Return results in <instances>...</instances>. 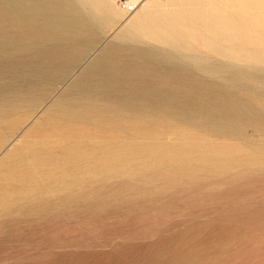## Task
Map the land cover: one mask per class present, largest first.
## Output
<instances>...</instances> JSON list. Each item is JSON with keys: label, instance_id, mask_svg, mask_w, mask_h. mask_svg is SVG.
Returning a JSON list of instances; mask_svg holds the SVG:
<instances>
[{"label": "rangeland", "instance_id": "374dc122", "mask_svg": "<svg viewBox=\"0 0 264 264\" xmlns=\"http://www.w3.org/2000/svg\"><path fill=\"white\" fill-rule=\"evenodd\" d=\"M112 1L122 16L96 40H64L42 61H31L30 47L2 54L0 29V146L35 116L34 136L48 143L35 148L49 161L40 184L67 183L38 191L36 212L2 211L0 264H264V77L232 70L220 79L139 60L112 37L134 5ZM93 58L105 60L79 74ZM54 64L52 76H21ZM130 86L166 103L127 105L120 96L134 94ZM85 89L110 95L70 119L65 110L87 99Z\"/></svg>", "mask_w": 264, "mask_h": 264}, {"label": "bare ground", "instance_id": "6f19581e", "mask_svg": "<svg viewBox=\"0 0 264 264\" xmlns=\"http://www.w3.org/2000/svg\"><path fill=\"white\" fill-rule=\"evenodd\" d=\"M114 2L0 0L2 54H7L10 48L30 47L33 48L31 61H42L45 56L54 53L56 49L52 47L59 48L64 40L74 42L89 35L96 40L98 33L122 16ZM125 5H134L135 11L130 18L124 20V24L112 37L116 42L125 44L133 57L156 63L161 67L169 66L173 71H177L181 64L201 75L220 79H225L226 71L232 70L237 71V77H264V50L256 48L264 34V0H128ZM103 60L105 58L91 59L79 74H85ZM77 61L71 60L69 66ZM26 62L28 61L10 65L9 71L12 66L19 68ZM49 69L47 72L45 69L40 72L23 70L21 76L36 73L52 76L56 73L55 64ZM74 84H71L70 90ZM130 89L135 95L120 96L127 105H133L138 99L151 97H157L158 101L166 103V97L155 95L152 89L137 86H130ZM63 94L44 106L42 116L56 110L63 101ZM85 94L88 97L84 102H73L65 110L64 114L70 119L80 118L84 108L92 109L98 106L97 98L110 95L91 89ZM16 99L17 103L20 99ZM13 100L15 102V99ZM30 117L25 127L17 133L18 125L25 124ZM34 117L29 115L20 121L21 123L2 139L0 217L4 210L18 211L19 207L24 206H27L28 212H36L37 207L32 202L39 199L38 191L43 193L56 188L59 191L67 189L64 177L60 176L55 178V181L40 184L41 172L45 169L42 163L48 159L37 154L35 148L38 145L47 147L48 143L38 139L42 137L35 138L33 128L39 124V119ZM220 129L221 126L218 130ZM13 141V146L8 148ZM17 162H28L29 165L25 169L16 170ZM32 180L36 185L32 184ZM56 182L62 184L58 187Z\"/></svg>", "mask_w": 264, "mask_h": 264}, {"label": "built area", "instance_id": "2783aa9c", "mask_svg": "<svg viewBox=\"0 0 264 264\" xmlns=\"http://www.w3.org/2000/svg\"><path fill=\"white\" fill-rule=\"evenodd\" d=\"M131 9H132V7H129V8H128V10H131Z\"/></svg>", "mask_w": 264, "mask_h": 264}]
</instances>
